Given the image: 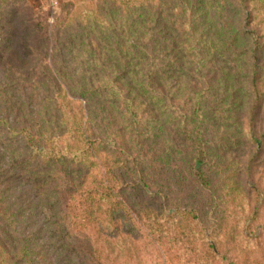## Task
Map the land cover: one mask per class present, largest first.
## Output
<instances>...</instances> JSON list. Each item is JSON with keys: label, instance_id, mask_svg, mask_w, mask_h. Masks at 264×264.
Instances as JSON below:
<instances>
[{"label": "rangeland", "instance_id": "rangeland-1", "mask_svg": "<svg viewBox=\"0 0 264 264\" xmlns=\"http://www.w3.org/2000/svg\"><path fill=\"white\" fill-rule=\"evenodd\" d=\"M72 10L68 0H0V116L18 123L33 116L51 120L57 110L46 93L77 85L75 78L82 74L77 61L82 58H71L63 46L71 32L64 24ZM221 13L212 20L217 27L237 23L235 13ZM242 24L248 32H262L264 17L254 14ZM245 69L242 55L218 51L204 55L196 74L172 67L162 83V74L156 75L152 94L158 99L141 105L150 110L145 170L151 193L117 196L132 209L108 210V201L81 193L69 199L67 209L60 208L52 198L55 185L47 178L33 183L48 167L41 173L31 172L33 166L17 167L12 159L21 161L25 155L19 136L15 142H1L0 188L15 212L16 232L29 242V254L39 264H76L61 249L63 237H76L91 240L100 250L125 249L115 264H264V141L257 145L249 134ZM196 94L206 153L200 170L209 188L190 167L192 148L179 126L191 108L189 96ZM263 128L264 108L256 125L259 133ZM6 131L0 126V134ZM43 157L48 164L49 154ZM100 162L105 164L95 165V171L102 172L104 182L121 185L126 174L119 157L104 155ZM0 242L3 253L14 254L19 246L8 243L2 224Z\"/></svg>", "mask_w": 264, "mask_h": 264}, {"label": "trees", "instance_id": "trees-1", "mask_svg": "<svg viewBox=\"0 0 264 264\" xmlns=\"http://www.w3.org/2000/svg\"><path fill=\"white\" fill-rule=\"evenodd\" d=\"M68 8L76 15L72 17L71 12L66 18L65 28H72L63 46L71 58H82L77 61L82 71L75 78L77 85L46 93L57 110L51 120L33 116L18 123L0 116V126L7 130L0 134V143L7 139L15 142L19 136L25 150L21 161L12 162L17 167L33 166L34 173L48 167L47 174L32 178L33 183L47 178L55 185L52 198L60 208L67 209L69 199L81 193L108 201V210L125 206L128 210L132 207L117 201L119 194L151 193L150 175L145 170L149 145L145 124L150 110L141 105L158 99L152 94L156 75L162 74V83L172 67L196 74L206 54L222 51L243 56L251 98L249 134L255 144L263 143L264 128L259 133L256 125L264 108V30L248 32L242 21L254 14L264 17V0H68ZM221 12L227 16L235 13L237 23L229 24V29L217 27L212 20L221 18ZM238 45L241 50L235 47ZM80 82L85 85L80 86ZM189 99L191 108L179 121L180 131L192 148L190 167L199 183L209 188L200 170L206 153L198 119L202 113L196 106L199 95ZM44 152L49 154L48 164L44 163ZM109 154L119 157L125 168L121 185L105 183L102 172L95 171V165L103 166L100 160ZM4 192L0 188V224L8 230V243L16 241L19 246L14 247V254L3 253L0 242V264H39L28 252L29 242L15 230V212ZM63 239L61 249L66 257L73 255L76 264H115L125 252L120 248L116 252L115 247L100 250L91 240Z\"/></svg>", "mask_w": 264, "mask_h": 264}]
</instances>
